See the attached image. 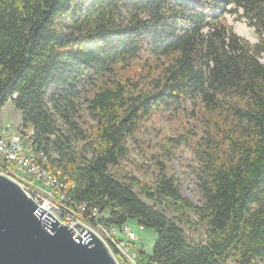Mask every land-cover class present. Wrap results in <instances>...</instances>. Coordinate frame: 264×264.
I'll return each mask as SVG.
<instances>
[{
  "label": "trees",
  "instance_id": "trees-1",
  "mask_svg": "<svg viewBox=\"0 0 264 264\" xmlns=\"http://www.w3.org/2000/svg\"><path fill=\"white\" fill-rule=\"evenodd\" d=\"M232 4L258 42L226 23ZM145 54L155 59L147 75L125 77ZM262 56L264 0H0V113L10 101L21 112L52 169L75 183L76 202L107 224L135 219L156 232L151 254L138 249L142 263L264 264ZM85 83L95 88L85 98L91 130L79 123ZM198 97L212 126L199 141V204L163 171L154 185L113 174L143 119ZM75 141L90 156L79 157ZM190 212L203 241L180 225L193 222Z\"/></svg>",
  "mask_w": 264,
  "mask_h": 264
},
{
  "label": "rangeland",
  "instance_id": "rangeland-1",
  "mask_svg": "<svg viewBox=\"0 0 264 264\" xmlns=\"http://www.w3.org/2000/svg\"><path fill=\"white\" fill-rule=\"evenodd\" d=\"M229 9L230 11L225 13L226 23L251 43L258 42L256 30L251 25L250 20L244 16L243 9L237 8L233 4L229 6ZM236 25L246 29L249 36L240 34L236 30ZM154 60L150 55L145 54L132 63L129 72L122 71V74L125 77L133 76L140 81L143 76L147 75L145 69L148 65L147 61L152 62ZM261 60L264 61V56L261 57ZM81 90L80 104L83 110L79 123L80 126L91 130L96 121L87 110L85 98L95 92V88L85 83ZM0 117L4 122H7L9 118L15 123L21 120L18 109L11 101L3 108ZM210 117L200 97L187 100L180 108L153 111L142 120L136 134V140L128 141L129 155L122 159L117 166L112 167L113 174L124 179L135 176L142 183L154 185L156 176L163 171L168 176L176 178L184 197L189 198L195 204H199L202 200V193L197 183V174L202 163L199 141L203 140L205 143L209 139L208 133L212 128ZM27 129L33 130L31 125H27ZM74 146L79 157L90 156L88 152L83 151L81 142L75 141ZM51 155L58 157L55 150L51 152ZM134 189L145 202L153 204V201L145 196L140 186H135ZM167 213L171 216L175 214L172 211H167ZM190 215L193 222L185 224L178 220L180 225L184 227L188 237L199 242L205 240L204 228L195 224L196 217L193 212H190ZM128 225L137 234L135 241L137 248L151 254L157 242L156 232L150 228H142L135 219H130ZM228 264H235L232 257L228 259Z\"/></svg>",
  "mask_w": 264,
  "mask_h": 264
},
{
  "label": "built area",
  "instance_id": "built-area-1",
  "mask_svg": "<svg viewBox=\"0 0 264 264\" xmlns=\"http://www.w3.org/2000/svg\"><path fill=\"white\" fill-rule=\"evenodd\" d=\"M49 156L35 143L32 131L23 121H9L0 127V175L24 188L37 203L44 224L51 226L58 221L67 225L74 237L83 242L99 237L118 264H159L140 261L135 244L137 234L128 224L122 227L107 224L101 221L99 210L76 202L71 196L75 183L52 169Z\"/></svg>",
  "mask_w": 264,
  "mask_h": 264
},
{
  "label": "water",
  "instance_id": "water-1",
  "mask_svg": "<svg viewBox=\"0 0 264 264\" xmlns=\"http://www.w3.org/2000/svg\"><path fill=\"white\" fill-rule=\"evenodd\" d=\"M41 218L24 188L0 175V264H118L99 237L83 242L69 226Z\"/></svg>",
  "mask_w": 264,
  "mask_h": 264
},
{
  "label": "bare ground",
  "instance_id": "bare-ground-1",
  "mask_svg": "<svg viewBox=\"0 0 264 264\" xmlns=\"http://www.w3.org/2000/svg\"><path fill=\"white\" fill-rule=\"evenodd\" d=\"M244 27H245V26H244ZM236 30H237L240 34H242V35H244V36H249L248 31H247L246 29H244L242 26L236 25Z\"/></svg>",
  "mask_w": 264,
  "mask_h": 264
},
{
  "label": "crops",
  "instance_id": "crops-1",
  "mask_svg": "<svg viewBox=\"0 0 264 264\" xmlns=\"http://www.w3.org/2000/svg\"><path fill=\"white\" fill-rule=\"evenodd\" d=\"M14 105V104H13ZM3 111V110H2ZM19 111V110H18ZM1 114H2V112L0 113V116H1ZM19 116H20V121L19 122H17V123H20V122H22V115H21V112L19 111ZM9 121H14V120H12V119H8L7 120V122H9ZM4 123H6V122H4L2 119H1V117H0V127H2L3 125H4Z\"/></svg>",
  "mask_w": 264,
  "mask_h": 264
}]
</instances>
